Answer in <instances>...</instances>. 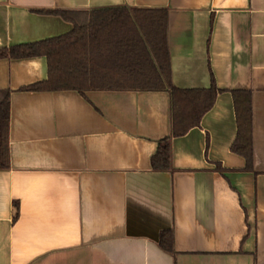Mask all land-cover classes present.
Instances as JSON below:
<instances>
[{
	"label": "crops",
	"instance_id": "crops-1",
	"mask_svg": "<svg viewBox=\"0 0 264 264\" xmlns=\"http://www.w3.org/2000/svg\"><path fill=\"white\" fill-rule=\"evenodd\" d=\"M122 6L166 10L171 83L214 84L213 104L171 138V168L153 170L167 89L26 91L47 79L46 56L1 57L0 264H264V0H0V48ZM232 90L250 94L251 168L231 150ZM168 229L173 252L159 244Z\"/></svg>",
	"mask_w": 264,
	"mask_h": 264
},
{
	"label": "trees",
	"instance_id": "trees-1",
	"mask_svg": "<svg viewBox=\"0 0 264 264\" xmlns=\"http://www.w3.org/2000/svg\"><path fill=\"white\" fill-rule=\"evenodd\" d=\"M66 19L71 12L52 11ZM86 21L74 22L71 32L41 41L0 48V58L44 55L48 77L25 86L26 91L74 89H167L170 96L171 133L159 141L151 156L153 170L171 168L172 137L186 133L213 104L218 90L182 89L171 83L166 44L165 9L104 7L84 12ZM237 132L231 150L252 164L251 101L246 90H232ZM9 91L0 99V169L9 166ZM159 244L173 252L171 229L162 230Z\"/></svg>",
	"mask_w": 264,
	"mask_h": 264
}]
</instances>
